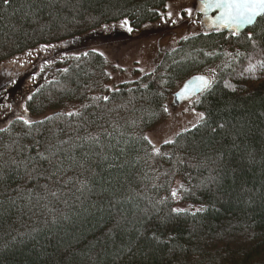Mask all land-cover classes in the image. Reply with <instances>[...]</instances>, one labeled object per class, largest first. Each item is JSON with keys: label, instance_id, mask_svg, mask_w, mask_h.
Segmentation results:
<instances>
[{"label": "trees", "instance_id": "16d2710c", "mask_svg": "<svg viewBox=\"0 0 264 264\" xmlns=\"http://www.w3.org/2000/svg\"><path fill=\"white\" fill-rule=\"evenodd\" d=\"M169 1L0 0V62L120 20L140 30ZM201 75L200 119L155 148L147 132ZM39 78L33 120L0 128V264H264V18L186 35L112 88L95 49Z\"/></svg>", "mask_w": 264, "mask_h": 264}, {"label": "rangeland", "instance_id": "374dc122", "mask_svg": "<svg viewBox=\"0 0 264 264\" xmlns=\"http://www.w3.org/2000/svg\"><path fill=\"white\" fill-rule=\"evenodd\" d=\"M127 21V23H125ZM204 30L200 15L196 11V0L169 1L160 18L140 30H132L128 20L103 25L91 38L75 42L43 45L0 62V128L14 117L33 120L24 109V100L39 76L52 73V67L66 54L95 49L102 52L111 66L110 87L122 81H129L137 74L146 72L153 66L160 50L172 48L177 41L190 34ZM46 67H51L45 71ZM139 72V73H138ZM201 113L192 106V100L169 106L165 120L147 132L149 141L155 148L169 141L182 130L194 126ZM176 182L173 188L178 197ZM191 210H199L200 205H186Z\"/></svg>", "mask_w": 264, "mask_h": 264}, {"label": "snow or ice", "instance_id": "6c2138e0", "mask_svg": "<svg viewBox=\"0 0 264 264\" xmlns=\"http://www.w3.org/2000/svg\"><path fill=\"white\" fill-rule=\"evenodd\" d=\"M206 6L220 9V16L225 20V26H232L235 29L251 26L257 22L258 18H264V0H209ZM198 79L202 88L210 87L208 80ZM24 123L30 122L25 120ZM173 195L175 196V192Z\"/></svg>", "mask_w": 264, "mask_h": 264}, {"label": "water", "instance_id": "95a60500", "mask_svg": "<svg viewBox=\"0 0 264 264\" xmlns=\"http://www.w3.org/2000/svg\"><path fill=\"white\" fill-rule=\"evenodd\" d=\"M209 0H196V11L200 14V23L205 30H225L232 33H239L245 30L249 26H245L240 29H235L232 26H225V20L220 16V9L206 6ZM252 26V25H251ZM204 78L209 81L206 76H194L186 80L180 89L172 96V104L178 105L181 102L187 101L201 93L202 88L199 79Z\"/></svg>", "mask_w": 264, "mask_h": 264}, {"label": "bare ground", "instance_id": "6f19581e", "mask_svg": "<svg viewBox=\"0 0 264 264\" xmlns=\"http://www.w3.org/2000/svg\"><path fill=\"white\" fill-rule=\"evenodd\" d=\"M215 30H216V29H215ZM33 43H34V42H33ZM30 45H31V44H30ZM7 47H8V46H7ZM7 47H6V48H7ZM10 52H11V51H10ZM5 54H6V53H5ZM138 73H139V72H138ZM93 77H94V76H93ZM90 78H91V77H90ZM97 81H98V79H97ZM249 82H250V81H249ZM105 105H106V104H105ZM130 108H131V107H129V109H130ZM105 109H106V108H105ZM129 109H128V110H129ZM131 110H132V109H131ZM134 110H135V109H134ZM129 111H130V110H129ZM119 114H120V113H119ZM160 114H161V113H160ZM113 116H114V115H113ZM157 117H159V116H157ZM122 118H123V117H122ZM152 118H154V116H153ZM160 118H161V117H160ZM154 119H156V118H154ZM84 123H85V122H84ZM168 205H169V204H168ZM170 206H171V205H170ZM168 207H169V206H168ZM169 211H170V210H169Z\"/></svg>", "mask_w": 264, "mask_h": 264}]
</instances>
